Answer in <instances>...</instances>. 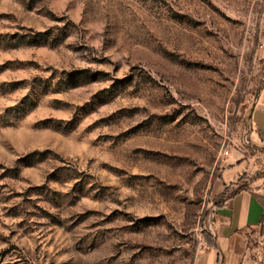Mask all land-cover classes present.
<instances>
[{
    "label": "rangeland",
    "instance_id": "1",
    "mask_svg": "<svg viewBox=\"0 0 264 264\" xmlns=\"http://www.w3.org/2000/svg\"><path fill=\"white\" fill-rule=\"evenodd\" d=\"M263 50L264 0H0V264H193L230 191L264 209Z\"/></svg>",
    "mask_w": 264,
    "mask_h": 264
},
{
    "label": "crops",
    "instance_id": "2",
    "mask_svg": "<svg viewBox=\"0 0 264 264\" xmlns=\"http://www.w3.org/2000/svg\"><path fill=\"white\" fill-rule=\"evenodd\" d=\"M248 125L251 140L264 151V73L249 108ZM240 167V163L229 160L220 173L222 186H235V179L244 171ZM263 210L260 195L247 184L230 191L214 207L211 219L213 237H208L193 264H247L243 254L244 230L260 221Z\"/></svg>",
    "mask_w": 264,
    "mask_h": 264
},
{
    "label": "built area",
    "instance_id": "3",
    "mask_svg": "<svg viewBox=\"0 0 264 264\" xmlns=\"http://www.w3.org/2000/svg\"><path fill=\"white\" fill-rule=\"evenodd\" d=\"M227 153H228V149L224 147L223 150H222L221 156L222 155H226Z\"/></svg>",
    "mask_w": 264,
    "mask_h": 264
},
{
    "label": "trees",
    "instance_id": "4",
    "mask_svg": "<svg viewBox=\"0 0 264 264\" xmlns=\"http://www.w3.org/2000/svg\"><path fill=\"white\" fill-rule=\"evenodd\" d=\"M242 187H243V186H242V185H240V186H239L238 188H236V189H239V188H242ZM236 189H235V190H236ZM232 191H233V190H232Z\"/></svg>",
    "mask_w": 264,
    "mask_h": 264
}]
</instances>
